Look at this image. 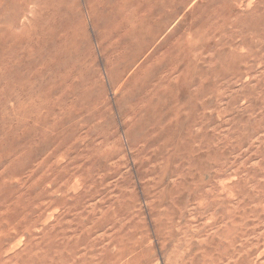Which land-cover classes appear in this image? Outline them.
<instances>
[{
	"label": "rangeland",
	"instance_id": "374dc122",
	"mask_svg": "<svg viewBox=\"0 0 264 264\" xmlns=\"http://www.w3.org/2000/svg\"><path fill=\"white\" fill-rule=\"evenodd\" d=\"M0 264H264V0H0Z\"/></svg>",
	"mask_w": 264,
	"mask_h": 264
},
{
	"label": "bare ground",
	"instance_id": "6f19581e",
	"mask_svg": "<svg viewBox=\"0 0 264 264\" xmlns=\"http://www.w3.org/2000/svg\"><path fill=\"white\" fill-rule=\"evenodd\" d=\"M151 6H152V5H151ZM24 9H25V8H24ZM36 16H37V15H36ZM29 19H30V18H29ZM142 21H143V20H142ZM142 21H140V22H142ZM144 21H145V20H144ZM133 22H134V21H133ZM142 23H143V22H142ZM136 24H137V23H136ZM143 24H144V23H143ZM143 24H142V25H143ZM17 25H18V24H17ZM132 25H133V24H132ZM128 26H129V25H128ZM149 26H150V25H149ZM149 26H148V27H149ZM137 27H138V26H137ZM140 27H141V26H139V28H140ZM157 27H158V26H157ZM132 28H133V27H132ZM139 28H138L137 30H139ZM145 29H146V28H145ZM24 30H25V29H24ZM28 30H29V28H28ZM41 30H42V29H41ZM137 30H135V31H137ZM141 30H143V29H141ZM146 30H147V29H146ZM129 31H130V30H129ZM132 31H133V30H132ZM126 32H127V31H126ZM143 32H145V31H143ZM146 32H147V31H146ZM154 33H155V32H154ZM154 33H153V34H154ZM132 34H134V33H132ZM23 35H24V34H23ZM140 36H141V35H140ZM149 36H151V35L149 34ZM149 36H148V37H149ZM153 36H154V35H153ZM153 36H152L151 38H153ZM29 37H30V35H29ZM38 37H39V36H38ZM42 37H43V36H42ZM143 37H144V36H143ZM143 37H142V38H143ZM154 37H155V36H154ZM151 38H150V39H151ZM67 40H68V39H67ZM138 40H139V39H138ZM46 42H47V41H46ZM136 42H137V41H136ZM61 43H62V42H61ZM61 43H59V45H60ZM46 44H47V43H46ZM46 44H45V45H46ZM64 44H65V43H64ZM61 47H63V44H62ZM21 50H22V49H21ZM55 51H56V50H55ZM58 51H59V49H58ZM59 53H60V52H59ZM60 54H61V53H60ZM50 55H51V54H50ZM51 56H52V55H51ZM52 57H53V56H52ZM49 58H51V57H49ZM51 59H53V60H50V61H54V57L51 58ZM57 59H59V58H57ZM57 59H55V60L57 61ZM46 60H47V59H46ZM35 61H36V60H35ZM58 61H59V60H58ZM46 63H48V62H46ZM54 63H55V62H54ZM57 63H58V62H56V64H57ZM49 64H50V63H49ZM52 65H53V64H52ZM2 67H4V66H2ZM14 68H15V67H14ZM9 70H10V69H9ZM49 129H50V128H49Z\"/></svg>",
	"mask_w": 264,
	"mask_h": 264
}]
</instances>
